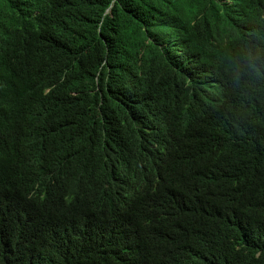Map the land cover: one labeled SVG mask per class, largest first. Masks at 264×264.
<instances>
[{
    "label": "trees",
    "instance_id": "16d2710c",
    "mask_svg": "<svg viewBox=\"0 0 264 264\" xmlns=\"http://www.w3.org/2000/svg\"><path fill=\"white\" fill-rule=\"evenodd\" d=\"M225 1L0 0V55L23 50L31 78L13 88L17 98L0 97V114L14 124L0 123V264L175 263L178 241L163 237L159 224L137 232L127 214L82 195L69 204L59 196L25 200L11 173L16 182L22 156L8 135L24 128L19 124L34 105L51 130L82 124L81 145L65 156L78 172L108 153L150 93L170 102L162 82L182 85L204 120L186 127L163 184H152L140 204L153 202L165 223L184 225L179 238L188 264H264V0ZM210 70L229 83L206 77ZM123 108L129 113L118 130ZM97 109L103 119L89 134ZM35 124L25 126L27 133ZM243 174L246 188L255 178V192L226 201ZM179 185L199 202L211 201L208 212L190 210L187 195L188 207L175 200L171 215V191ZM146 238V258L133 254Z\"/></svg>",
    "mask_w": 264,
    "mask_h": 264
},
{
    "label": "clouds",
    "instance_id": "9594fccd",
    "mask_svg": "<svg viewBox=\"0 0 264 264\" xmlns=\"http://www.w3.org/2000/svg\"><path fill=\"white\" fill-rule=\"evenodd\" d=\"M224 4L229 5L231 1L226 0ZM108 11L109 9L106 10ZM214 30L223 33L219 28ZM3 33L5 30H0V34ZM24 59V51L16 47L12 48L8 57L4 58L0 55V97L17 98L18 95L12 91L13 88L18 89L31 83V78L26 75L28 66L24 64ZM206 77L217 79L219 82H226L229 79L216 70L208 71ZM158 88L170 93V102L162 103L154 93H150L143 109L130 119L128 126H124L121 136L113 141L108 153L81 165L78 172L71 169V164L65 156L81 145L84 132L82 124L71 131L62 128L51 130L52 123L44 122L43 117H38L41 111L34 105L27 117L25 116L19 124L24 128L8 131V135L12 138L9 145H12L15 152L22 156V159L14 165L19 177L15 182L11 171L12 181L22 189V197L29 202L32 200L45 202L50 197L59 196L69 204V198L82 195L80 197L82 200L89 202L98 200L116 215L119 212L127 214L136 230L137 228L142 230L150 222L159 224L163 237L166 238L170 233L175 241H178L174 264H188L179 238L184 225L165 223L163 220L167 218L156 215L153 202L140 204V201L150 192L152 184L153 188L163 184L164 167L170 164L174 147L187 132L186 127L200 123L204 118L199 112L197 116L194 114L187 92L186 94L182 92V85L162 82ZM5 90L8 91L6 94ZM42 94L46 97L50 96L47 88H42ZM72 94L77 95L78 92L74 91ZM159 96L167 98L161 92ZM93 113L95 110H91L89 114ZM128 113L129 110L123 108L122 116H119L115 123L118 130L121 129L124 117ZM102 119L103 116L97 109L93 121L88 123L89 134L98 129V123ZM1 122L14 125L2 114H0ZM32 122L37 124L27 133L25 126ZM244 176L243 174L237 181L232 182L230 189H234L226 201L235 203L242 199V195L255 192V178L250 179L251 183L246 188ZM82 177L85 179L80 183ZM14 192L12 191L11 194ZM187 195L193 198L190 210L198 214L208 212L211 201L204 199L199 202L191 188L179 185L173 194L171 191L170 201L173 205L171 215L175 211L173 202L175 200L180 205L188 207ZM2 200L3 197L0 198V201ZM100 209L107 210L104 207ZM186 210H179L175 215L182 216L179 215L180 212L186 214ZM182 220L186 222V217ZM148 251L147 238L142 245L133 246V254L139 257L144 255L146 258Z\"/></svg>",
    "mask_w": 264,
    "mask_h": 264
},
{
    "label": "bare ground",
    "instance_id": "6f19581e",
    "mask_svg": "<svg viewBox=\"0 0 264 264\" xmlns=\"http://www.w3.org/2000/svg\"><path fill=\"white\" fill-rule=\"evenodd\" d=\"M106 154V153H105ZM97 155V154H96ZM98 155H99V153H98ZM103 155V154H102ZM101 155V156H102ZM72 161V160H71ZM76 161V160H75ZM186 207V206H185ZM177 217H178V215H177ZM178 221V220H177ZM177 225V224H176ZM194 238V237H193ZM190 239H191V237H190ZM189 242V241H188ZM188 244V243H187ZM191 244V243H190ZM198 249V248H197ZM200 249V248H199ZM213 250V249H212ZM216 251V250H215ZM204 256H205V254H204ZM213 256H215V255H213ZM212 258V257H211ZM214 259H215V257H214ZM191 260V259H190ZM211 260V259H210ZM208 263V262H207ZM190 264V263H189ZM194 264H197V263H194Z\"/></svg>",
    "mask_w": 264,
    "mask_h": 264
}]
</instances>
